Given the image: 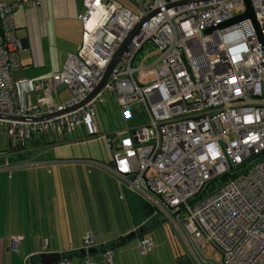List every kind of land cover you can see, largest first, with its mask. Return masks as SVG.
I'll return each instance as SVG.
<instances>
[{
    "label": "built area",
    "instance_id": "built-area-1",
    "mask_svg": "<svg viewBox=\"0 0 264 264\" xmlns=\"http://www.w3.org/2000/svg\"><path fill=\"white\" fill-rule=\"evenodd\" d=\"M41 1L0 0V136L21 149L35 136L89 137L104 93L116 97L125 120L139 100L145 122L124 136L106 134L109 163L87 162L137 191L152 207L150 218L175 233L194 264L215 258L204 256L209 245L220 250L221 264H264V0H249L254 20L226 26L218 25L244 13L245 0H125L135 8L83 0L81 43L59 71L14 79L22 48L14 9ZM148 44L146 58H157L135 69ZM61 88L70 91L65 101L55 99ZM153 247L150 236L138 237L140 255Z\"/></svg>",
    "mask_w": 264,
    "mask_h": 264
},
{
    "label": "crops",
    "instance_id": "crops-1",
    "mask_svg": "<svg viewBox=\"0 0 264 264\" xmlns=\"http://www.w3.org/2000/svg\"><path fill=\"white\" fill-rule=\"evenodd\" d=\"M84 10L83 0H42L40 4L30 2L16 7L13 18L22 48L19 53L21 67L13 72L14 79L33 78L49 71H59L67 54L76 51L81 43L83 23L79 14ZM66 90L68 89H59L55 99L67 100H62L59 96ZM124 135L126 134L119 136ZM77 138L81 137L72 134L64 137L48 135L32 138L29 141L30 146L45 148L46 153L51 154V159L43 154L41 159L33 164L32 174L23 171L14 173L11 170L21 166L20 163L29 148L27 143L22 149L17 146L16 148L7 138L5 147H0V169L6 170L8 180L4 181L7 188L3 190V176L0 173V264H39L38 257L43 251H59L61 254L63 251L67 254L69 251H79L86 247L87 235H91L90 246L93 250L84 254L80 251L73 253L74 256L67 260L70 264H137L132 256L130 258V252L125 251L124 245L130 240H124V237L138 227L144 232L147 227L150 228L144 235L152 238L154 246L155 237L150 232L152 229L159 230L161 241L157 243L165 245L171 264H194L185 250L179 247V239L173 235L170 228L161 225L154 227V223L148 221L151 219L152 207L143 198V222L126 224V227L115 223L118 228L107 223L110 213L103 206V194L108 193L104 184L106 179L113 180V187L120 200L126 198L127 189H131L105 168L87 162L97 160L109 163L111 158L107 161L69 158L67 161L72 160L69 166L73 174L71 178L63 174L65 166L61 163V158H53L55 150L76 142ZM67 148L69 150L70 147ZM75 162L80 163V173L76 171L78 168L73 164ZM49 166L53 168L52 173H49ZM73 189L79 191L72 194ZM84 196L90 204L89 208L83 204ZM108 202L105 200L106 204ZM45 238L48 240L46 248L43 245ZM110 242L117 244L109 247L110 250L107 249L106 252L99 250ZM154 251L153 247L150 253ZM108 252L111 255H108ZM150 253L147 255L151 261L153 254ZM146 262L140 260L141 264H147Z\"/></svg>",
    "mask_w": 264,
    "mask_h": 264
},
{
    "label": "rangeland",
    "instance_id": "rangeland-1",
    "mask_svg": "<svg viewBox=\"0 0 264 264\" xmlns=\"http://www.w3.org/2000/svg\"><path fill=\"white\" fill-rule=\"evenodd\" d=\"M147 1V0H146ZM118 2L123 5L127 4L129 7H134L135 4L131 1H125V0H118ZM235 14L239 11L237 8L232 10ZM153 49V46L151 44L146 45L138 54L134 61V67L135 69L141 68L144 66H149L150 63L157 58V55H152L148 58V53ZM146 58V59H145ZM136 76L139 78V71L136 70ZM145 80V79H144ZM69 91H63L59 96L62 100L68 99L70 97ZM104 100L101 103V105L98 106L96 109L95 117H96V133L89 137H83V138H77L75 139L76 142H73L69 145H64L55 150V155L53 158H61L63 161L61 163H64L65 168L62 170L63 174H66L68 177L71 178L73 171L70 168L69 162H72V160H69V158H93L98 160H105L107 161L109 158H111L110 151L107 148L106 145V134L108 133H117V136L122 134H128L130 130L138 125H141L143 122H145L146 118V110L144 104L139 101L135 100L130 104V109L132 113V117L130 119L125 120L122 115L121 108L118 105L117 99L115 96L108 95L107 93H104ZM7 136L1 135L0 136V147L4 148L7 143ZM30 140H28L27 146V153L22 160V163L20 167L18 168H12V172H18L23 171L32 174L34 170L33 164L38 162L40 160L41 156L45 154L46 158L51 159V154L46 153L45 148H39V147H32L30 146ZM67 147H70L69 150ZM54 154V152H52ZM52 154V155H53ZM77 166L78 170H76L78 173H80L79 165L80 163H73ZM53 165V164H51ZM76 168V169H77ZM49 173L53 172L52 166H49ZM5 171V172H3ZM0 173L3 176V182H2V189L6 190L7 184L4 181H8L6 179L7 172L6 170L0 169ZM0 175V176H1ZM110 180V181H109ZM32 182V179L30 180ZM107 187L106 190H108V193L106 195L103 194L104 199L108 200V204L105 203V200L103 199V206L104 208L110 213L108 214V221L107 223L110 224L112 227L118 228L115 226V223H119L122 227H126V224L132 225V224H140V222H143L145 215L143 211V204L141 202V198H143L137 191L135 190H128L127 189V195L126 198L123 200H120L118 198V194L116 189L113 187V180L112 179H106V182L104 183ZM15 187V186H14ZM79 191V190H77ZM74 189L72 190V194L74 192H77ZM85 197V196H84ZM72 201L74 203V199L72 196ZM94 202V199H93ZM128 202V204H127ZM75 204V203H74ZM81 204V202H80ZM84 206L87 208L90 207V204L85 197V203H83ZM95 204V203H94ZM76 206V204H75ZM95 207V206H94ZM95 213L97 214V208H95ZM172 232V231H171ZM174 236L175 233L172 232ZM150 234L155 237V246H154V253L152 259L150 261V256L143 255L141 256L138 254V252L135 249V245L137 243L136 237L130 239L128 243L124 245V248L126 249V252H130L129 256L134 259L135 263L141 264L140 260L147 261V264H171V259H168V256L166 254V248L165 245H159L157 242H160V234L158 229H152ZM175 238V237H174ZM179 242V241H178ZM86 243V242H85ZM168 245V244H167ZM181 245V244H180ZM169 246V245H168ZM47 245L45 246V248ZM182 250H184L181 246H179ZM206 258L215 257L213 260L207 261V264H221L222 263V254L220 250L214 248L212 245L208 246L207 253L205 252L204 255Z\"/></svg>",
    "mask_w": 264,
    "mask_h": 264
},
{
    "label": "water",
    "instance_id": "water-1",
    "mask_svg": "<svg viewBox=\"0 0 264 264\" xmlns=\"http://www.w3.org/2000/svg\"><path fill=\"white\" fill-rule=\"evenodd\" d=\"M184 1H190V0H184ZM245 6H246V10L244 13L236 15L234 17H232L229 21L223 22L218 26H226L229 24H233L235 22H238L244 18H251L252 20H254V13H253V9L251 7L250 1L249 0H245ZM142 24V22L133 30V32L129 35V37L123 42V44L120 46V48L117 50V52L115 53L112 61L109 63L107 69H106V73L102 79V81L100 82V84L98 85V87L95 89V91H93L90 94V97L97 92L101 86L104 84V82L107 79V76L111 70V68L113 67L114 63L117 61V59L119 58V56L121 55V53L126 49V46L129 42V40L131 39V37L136 34L139 31V27ZM209 31V29H206L205 32ZM74 108V107H72ZM70 109V108H69ZM57 113H52V114H47L44 115L42 117V119L44 118H48L51 116H54ZM144 231L141 227H138L137 229H134L132 231H130L125 237L124 240H130L132 238L138 237L141 234H143ZM93 250L92 247H83L82 249H80V253L84 254V253H90ZM62 259L61 253L59 251H43L39 254L38 257V263L39 264H57L60 260Z\"/></svg>",
    "mask_w": 264,
    "mask_h": 264
},
{
    "label": "trees",
    "instance_id": "trees-1",
    "mask_svg": "<svg viewBox=\"0 0 264 264\" xmlns=\"http://www.w3.org/2000/svg\"><path fill=\"white\" fill-rule=\"evenodd\" d=\"M15 147H16V146H15ZM16 148H17V147H16ZM22 148H23V147H22ZM232 172H233V170L230 171V172L223 173V174H221V175H219V176H217V177L211 179V180L208 182V185L206 186L205 190H210V189L213 188V187H216V186H218V185H221V184L224 183L229 177H231V176L234 175ZM145 203H146V202H145ZM144 207L146 208V207H147V204L144 205ZM147 212H148V211H147ZM148 215H149V214H148ZM148 221H151V223H154V225H153L154 227L160 225V224L158 223L157 219H149ZM146 229H147L148 231L150 230L149 227H147ZM147 230H146V231H147ZM146 231H145L143 234H141V235H144V234L146 233ZM141 235H140V236H141ZM114 244H117V243L110 242V244L105 245V247H100L99 250H100V251H103V252H106L107 249H108L109 247H114ZM108 250H110V249H108ZM79 251H80V250H79ZM79 251H69V252H70L69 254H67L66 252L63 251V253L61 254V256H62L63 259H65V260H69V258H71L72 256H74L73 253H75V252H79ZM76 254H79V253H76Z\"/></svg>",
    "mask_w": 264,
    "mask_h": 264
}]
</instances>
